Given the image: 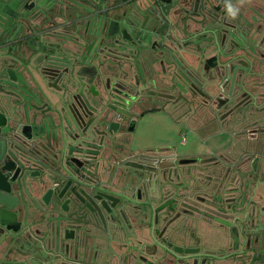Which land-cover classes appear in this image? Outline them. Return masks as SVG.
<instances>
[{
    "label": "flooded vegetation",
    "instance_id": "1",
    "mask_svg": "<svg viewBox=\"0 0 264 264\" xmlns=\"http://www.w3.org/2000/svg\"><path fill=\"white\" fill-rule=\"evenodd\" d=\"M75 1L81 3V0ZM241 1L99 0V5L103 7L101 9L103 18L98 16L93 18L88 33L78 35L80 31L77 33L76 28L81 22L73 19L77 13L82 12L81 7L67 9L69 20H73L72 23L69 22L72 25L67 26V21L63 20V8L73 5L67 1H65L66 6L57 3L50 8L52 3L47 0H0V33L3 35L5 32L0 38V58L5 59L7 63L0 68L2 76L0 78L14 84L16 99L23 101V110L24 107L26 108L22 113L29 114L27 118L24 114V121L29 120L32 115L30 110L28 112V104L32 97L39 102L46 101L42 93L38 92V87L28 82L30 78L23 68L24 62L28 63V59L36 56L37 51L43 49H46L45 52L53 51L60 59L59 68L41 69L37 80L45 92L50 88L83 91L82 103L85 106L83 111L86 115L85 121L90 122L87 130L92 143L87 147L80 142L73 145L71 139L68 144L73 146L72 148L70 146L71 154L69 147L57 151L64 167L75 175L77 184L69 185L70 177L67 183L51 186L53 185L51 180L45 179L43 205L39 202L35 203L32 199V180L37 183L42 180L38 178L40 173L38 168L31 171L34 172V179L27 178L23 173L17 176L18 165L13 163L10 164L14 168L12 172L6 171L5 174L0 172V179L5 181L3 186L8 190L21 189L23 203L27 207L30 205L29 209H25V223L21 221L17 225L11 221L8 227L0 217V264H264V221L259 217L256 220V213L246 208L248 204L254 206L257 200L264 199L263 178L257 180L260 181L258 186V182L254 184L252 180L238 182L239 185L234 183L236 187L234 186L233 190H237L238 193L232 198L226 210L220 193L214 198L205 196L208 192L207 187H204L203 177L208 175L206 172L210 167L213 169L222 167L225 172L224 178L231 169L233 173L230 179L237 178V175L240 177L242 166L229 160V151H225L226 153L220 154L219 158L214 160H206L199 155H189L163 161L162 157L134 156L125 147V139L137 130L141 118L148 113L158 111V108L141 110L142 105L148 102L150 104L152 101H163L168 105L171 102L178 103L180 99L192 100L196 103L197 110L201 106L212 105L216 113L219 110L223 111L220 115L216 114L218 121L225 120L240 109L251 112L252 117L258 115L256 109L251 106L255 94L250 95L249 90L244 91L242 94L246 95L232 104V98L225 97L222 91H218L216 97H213L209 91L211 85L205 84L201 87L192 80L186 86L184 78L191 79L182 75V68L178 67L177 63L173 70L168 69V65L163 63L161 74L164 75L156 78L143 76L141 70L140 57L154 53L156 45L166 41L169 47L180 44L184 49H189L196 45L195 36L200 30L199 34L202 37L197 36L198 39H204V43L212 42L210 44H214V47L216 42L218 45L216 49L214 48L215 56L211 57L206 65L218 62L221 55L234 54L237 63L233 65L225 61L226 66L246 72H249L250 68L252 73L250 72L249 75L256 73L263 76L264 73H259L256 67L254 68V59L258 58L257 47L256 50L253 47L256 44L252 45L254 38L248 39L249 46L246 48L245 45L239 44L242 35L235 33L239 29L248 33L255 30V28L247 29L245 24L247 18L241 17L243 10ZM250 5L251 10L255 11L258 4L252 0ZM229 6L238 10L235 18L229 13ZM260 6L264 7V5ZM128 9L134 12L131 20L122 17ZM114 12L121 19L111 20L110 17L116 18ZM227 17L233 18V21H228ZM261 17L264 20V14ZM255 20L254 17L253 22ZM163 21L167 24H163ZM162 25L167 33L166 38L156 34L155 28ZM229 26L230 33L234 32L235 36L228 43L229 45L225 46V38L228 35L226 31ZM106 28H110L111 31L118 30L117 37L112 38L111 42L112 51L124 60L120 72L129 75L131 71L128 68L131 66L136 68L135 77L129 81L128 89L116 91L114 89L118 85H124L122 82L126 81L117 80L120 73L118 76L112 73L116 69L115 55L103 54L100 60L102 63L98 62L97 52L105 41ZM234 28L235 31L232 30ZM214 30L217 31V40ZM70 39L75 42L69 41ZM144 41L148 44L145 49L142 48ZM114 42L116 43L113 45ZM59 45L64 49L55 51L53 48ZM232 47L233 50L229 52ZM38 54L43 53L38 52ZM155 55L158 60H165L163 54L158 55L156 52ZM175 62L180 64L179 56ZM217 76H221V73L219 75L210 73L204 79L210 82ZM79 78H83L86 84L84 85V80L79 81ZM26 82L30 83L31 88L25 85ZM227 106L228 108L225 109ZM3 122L4 117L0 115V124ZM256 123L258 125V120ZM41 124L43 125L42 122ZM257 125L248 130L254 132L251 134L253 138H258L260 134L264 135L263 125L259 127ZM28 134H31L29 130L25 133L24 140L20 139L23 145L29 144ZM66 138L70 139L67 133ZM1 142L2 140L0 146ZM2 155L0 151V159ZM259 159L260 157L255 155L252 163L253 171H251L253 175L257 173ZM205 162L213 166L204 165ZM114 169L118 171L120 169V173L116 172L114 176ZM127 170L131 171L127 182L123 184ZM137 173L152 175L150 179L140 181L145 183V194L143 189L138 187L137 194L134 193L132 196L133 200L123 198L122 196L128 195L126 188L132 187L131 184ZM194 174L201 176L196 175L193 178ZM190 175L191 182L183 181L184 176ZM10 178H13L12 183L9 182ZM167 179H171V182L166 183L167 186L169 185L168 188L162 187V182L165 183ZM193 179L197 183L195 188H193L195 185ZM170 187L171 195L166 197ZM189 190L190 193H186ZM108 195H113L115 199H107ZM122 198L125 200L123 201ZM101 200L108 201L107 208L98 207ZM188 200H192L193 205L196 203V207L204 204V201L209 200V204L212 200L217 201L215 206L212 205L216 211H209L210 207L207 206L204 213L197 207L198 213H195L203 215L197 218L189 211ZM140 201L150 204V206L146 204L147 208H151L150 216L153 222V237L150 239H146V235L139 232L142 228L140 224L136 227L130 224L131 219L128 223L125 219L120 220L121 216L127 214L132 218L127 203H132L135 207ZM137 218L139 222H145L148 220V214L146 211H141ZM181 224L183 229L178 227ZM112 226L118 227L123 232L118 234L113 232ZM129 230H132V234L128 232ZM160 249L162 253L156 258ZM132 250L136 251V256L130 254ZM137 256L141 261L136 260Z\"/></svg>",
    "mask_w": 264,
    "mask_h": 264
},
{
    "label": "rangeland",
    "instance_id": "2",
    "mask_svg": "<svg viewBox=\"0 0 264 264\" xmlns=\"http://www.w3.org/2000/svg\"><path fill=\"white\" fill-rule=\"evenodd\" d=\"M255 2L259 6L257 5L255 8V11H252L253 9L251 10V5H250L252 3V0H242L241 1V6L243 7L241 17L247 18V21L245 23L247 25V29L255 28L253 32L248 33L250 38L253 37L255 39L256 46H253V47L255 50L257 47V50H258V51L256 50V52L258 53V56H257L258 58L254 59V63H255L254 68L257 66V70L260 69V71L264 73V61L259 60L261 58L260 55L264 54L263 53L264 52L263 51L264 49V20L261 17V15L264 14V7L260 6V5H264V0H255ZM254 17L256 20L253 22ZM227 20L233 21V18L227 17ZM251 23L252 25H250ZM227 28L228 30H230V26ZM215 45H216L215 46V49H216L218 47L217 42L215 43ZM210 47L214 48L213 45H211ZM154 49H155V52L150 53L149 58H147V60L150 59L149 62L152 65H154L155 63L156 52L158 55L159 54L162 55L161 53L162 49H160L159 45H156ZM232 50H233V47L229 52H231ZM167 62H169V57L167 58L165 63ZM170 63H171V60H170ZM229 63L234 65V63H237V61L234 58ZM167 65L169 66V64ZM123 66L124 64L122 65L121 71L123 69ZM225 68L227 69L226 65H225ZM135 69H136L135 67L133 68V66H131L130 67L131 72L129 75H124L118 69L113 71L112 72L113 75H115L114 74L115 72H117L118 75L120 73V75L117 77V80L119 79L126 80L125 82H122V84L124 83V85H121V86L118 84H114V85H118L117 87L119 89H128L130 85L129 81L133 79V77H135L134 76L136 73ZM241 76L242 75H240L239 80L241 79ZM221 78L222 76L221 77L218 76L212 79L213 81L210 80V82L204 79L206 85H209V86L211 85L209 91H210V94L213 95V97L214 96L216 97V93L218 91L223 90V87L221 86L222 85L221 83H223V80ZM250 78H251V81H253L254 87L255 85H257L258 87L256 86L253 90H250L251 87H248V89L250 90L249 93H252L257 88L260 89L259 91H256L253 97V103L251 104V106H253L256 109V114H258L256 117H252L251 112H248V111L246 112L243 109H240L232 113L231 115H229L225 120L218 121L216 114L218 113L220 115L223 111L219 110L216 113L215 112L216 110H213L212 105L205 106V107L201 106L197 110L196 103H193L192 100L189 101L186 99H180V102L178 103L171 102L168 105H165L163 101L161 102L152 101L150 102V104L148 102L142 105L141 110L146 111V110H149L150 108H158V111L148 113L143 118H141V120L139 121L137 130L134 133H130L131 135L127 139H125V144H126L125 147L127 148V151L134 156H145L149 158L163 157L162 158L163 161H168L169 159L180 158V157L189 156V155H199V156H203V158L206 160H214L216 158H219L220 154H224L226 153L225 151H229L230 153L229 160L231 162L233 161L237 162V165L238 163H240L239 165L242 166V170H240L241 171L240 177L239 175H237V178L230 179L233 173L231 169V171L228 174H226V178H224L225 172L223 171L224 169L222 167L218 169H213L212 167L208 168L206 172V174L208 175L203 177L205 180L204 187L205 188L207 187L206 189L208 192L207 194H205V196L214 198L216 194L220 193L222 195V199H223L224 205L226 206V210H227L228 206H230V201H232L233 200L232 198L235 196V194L237 195L238 193L237 190L236 191L233 190V187L235 185H239L238 182L244 183L245 181L252 180V182H254L255 184V182L258 179H261V178L264 179V135L260 134L258 138H253V135L251 134L254 132L248 131L249 129L256 127L257 125L256 120H258L257 127L262 126V125L264 127V86H263L264 85V75L257 76V77H255L254 75L253 78L252 77ZM242 83L241 85H238V82H237V85L235 86L233 93L237 95L235 96L234 99H232V104L237 102L241 97L243 98L246 95V94L243 95L242 94L243 91H240V89L244 88ZM228 106L225 109H227ZM247 118H250V120H248ZM248 122H252L253 124H249ZM255 155H258L260 159H259V162H257L258 163L257 173L253 175L251 171H253L252 163L255 160ZM234 156L236 157L234 158ZM240 156L242 157L239 158ZM230 157H233V158H230ZM203 164L207 166H213V164L211 163L205 162ZM219 164L221 165V162ZM130 171L131 170H127L125 181L123 184L127 182ZM196 175L198 174H194V176L192 177L195 178ZM151 176L152 175L149 173H145L143 175H140L139 173H137L131 184L132 187L126 188L128 195L122 196V197L123 198L125 197V199L133 200L132 196L134 195V193L137 194L136 190L138 189V187H141L143 189V193L145 194L144 192L146 188L144 185L145 183L143 181L141 183L140 181L145 180V179H150ZM198 176L200 177L201 174H199ZM183 181L191 182V175L184 176ZM167 182H171V179H167L165 183L163 181L162 187L168 188L169 185L168 186L166 185ZM192 182L193 184H195L193 187L195 188V186H197L195 179H193ZM257 182H258L257 183V186H258L260 181H257ZM224 183H226V186H224ZM234 183H237V184L234 185ZM186 185L187 184H185V186ZM223 186L225 187V189ZM218 187L220 189H217ZM201 188L202 186L199 188V191ZM171 189L172 188L170 187L169 190L167 191L166 197L171 195L170 193ZM186 193L189 194L190 190ZM258 195H261V194H258ZM262 195H263L262 197H264V193ZM123 198L122 200L124 201L125 199ZM216 202L217 201L213 202L212 200L211 203L209 204V200L204 201V204L198 205L197 207L201 208L203 210L202 212L204 213H206V211L204 210H206L207 206L210 207L209 211H212V210L216 211V209L212 206ZM191 203H193V201L188 200L187 205L190 209L189 211L192 214H195L197 218H200L201 216H203L201 214H200L201 216L197 214L198 208L195 206L196 203L194 205ZM127 204L131 207V208L130 207H127V208L132 218H130V216L127 214L126 216H121L120 220L122 221L123 219H125L126 223H128V221H130L131 219L130 224L136 227H138V225L140 224L142 228H140L139 232L144 233L146 235V239H150V237L152 238L153 237L152 236L153 222L150 216L151 208L150 207L147 208V205L150 206V204H148L146 201L145 202L140 201L135 206V207H138V210L133 208L134 206H132L133 205L132 203H127ZM144 208H146V210ZM246 208L249 209V211L251 210V212L256 213V218H255L256 220H258V217H259L264 221V199L257 200L254 206L248 204ZM141 211H146L148 214V220H146L145 222L138 221L137 217L139 216ZM181 223L183 224V221H181ZM182 224L179 225L178 227L179 228L181 227L183 229ZM111 228L113 232L117 234L123 232V230L119 229L116 226H112ZM104 230L106 229L104 228ZM131 231L132 230H129L128 232L132 234ZM160 253H162L161 249L156 255V258L159 256ZM130 254H134L136 256V251L132 250V253L130 252ZM151 257L154 258L155 256H151ZM136 260L141 261L139 256L136 257ZM132 263H133V260H132Z\"/></svg>",
    "mask_w": 264,
    "mask_h": 264
},
{
    "label": "water",
    "instance_id": "3",
    "mask_svg": "<svg viewBox=\"0 0 264 264\" xmlns=\"http://www.w3.org/2000/svg\"><path fill=\"white\" fill-rule=\"evenodd\" d=\"M47 1H50V3H52V6H50V8L56 6L57 3L62 4V6H66L67 3L65 1L73 4L72 6H66L63 8V20L65 22L67 21V26L72 25L69 24V22L72 23L73 20L80 21L81 24L76 28L77 33L78 31H80L78 35L81 33H88V28L93 22V18L97 16L99 18H103L101 14V9H103V7L99 5V0H81V3L80 1L75 0H56L55 2L54 0ZM39 6H41V4H39ZM75 7H81L82 12L77 13L75 19L69 20V16H67V9H72ZM114 13L116 18L109 16L111 20L112 18L114 20L121 19V17H119L116 12ZM133 13V11L128 9L125 14L122 15V17H126L127 19L131 20V15ZM163 24H167V22L163 21ZM152 30H154V28H152ZM155 30L157 31V35L163 38L167 37V33L165 32L163 25L155 28ZM105 31V41L99 47V50L97 52L99 59L98 62L100 64L102 63L100 60L103 54H113L116 57L114 63V66L116 68L115 70L118 69L119 71H121L124 60H122L121 57L116 56V52L112 51L113 48L111 42L112 38L115 39L117 37L118 30L116 29V31H111L110 28H106ZM228 32H230V30L226 31L227 34ZM3 33L5 34V32ZM3 35H1L0 33V38H2ZM69 41L75 42L73 39H70ZM115 43L116 42H114L113 45ZM166 44V41L162 42V44H158L160 49H162L161 53L163 54V57H165V55H170L171 49ZM115 47L116 46H114V48ZM146 47H148V44L144 41V43L142 44V48L145 49ZM65 48L67 49L66 46ZM53 49L57 51L64 48L59 45L58 47H55ZM45 50L46 49L37 51V53H35L36 56H32L30 59H28V63L24 62L23 68L28 72L30 78L28 82L35 84L38 87V92H41L43 98L46 99V101L44 102H39L37 99H35V97H32L30 99L28 104V112L30 110L32 115L30 116L29 120L27 119L26 122L24 121V114L26 118L29 116V114L22 113L23 111H26V108L24 107L23 110V101L16 99L17 96L16 91L14 90V84L12 82H9V80H3L0 78V115H3L4 117V122L0 124V140H2L0 151H2L3 153L0 159V172L2 174H5L6 171L8 173L12 172L14 168L11 167L10 164L13 163L14 165H18L17 176H20V173H23L27 176V178L34 179L33 177L35 176L34 174L32 175L31 171L32 169L34 170L38 168L40 172L38 178L42 179L39 183L44 184L46 182L45 179H49L53 183V185L51 186H55L62 183L64 184L65 182L67 183V180L70 177V183H72V181H75V175L71 174L70 171H67V169L64 167L62 158L59 159L57 151L61 148H64V150H66L69 147V154H71V148L73 146L70 145V148V146L68 145L71 142V139L73 145L77 144V142H80L83 143L82 145L84 147H87L92 143L90 141V133L87 130V125L90 122L87 123L85 121L86 115L83 111V108L85 107L82 103V99L84 97L83 91H73L69 90V88H66L64 90L55 88V90H52L50 88L45 92L41 88L39 81L37 80L39 71H41V69L45 70V68L47 67L58 69V63L60 61L58 55L53 53V51L45 52ZM38 52H41L43 54H38ZM14 59L17 58L14 57ZM121 60L122 62H120ZM17 61L21 62L18 59ZM5 64H7L6 60L0 58V68ZM115 74V76H118L117 72H115ZM0 77H2L1 74ZM81 80L83 81L84 79L79 78V81ZM30 83L26 82L25 85L28 87L30 86L31 88ZM85 84L86 82L84 80V85ZM114 89L116 91L119 88L117 87ZM24 92L27 93L25 90ZM116 98L119 99L118 97ZM41 122L43 123V125L41 124ZM28 128L32 130L31 134H28L29 144L23 145L22 140H24V135L25 133H27ZM66 133L70 136V139L66 138ZM31 165L35 166L32 167ZM4 182L5 181L1 178L0 192L2 190L8 192V188L3 187ZM9 182L12 183L13 178H10ZM4 197L6 198V195ZM106 198L110 200L115 199L113 195H108V197ZM107 202L108 201L106 200L99 201L98 207L107 208ZM113 206H115L114 203ZM1 217L4 224H7L9 227L12 221V218H10L11 216L3 211L1 213Z\"/></svg>",
    "mask_w": 264,
    "mask_h": 264
},
{
    "label": "crops",
    "instance_id": "4",
    "mask_svg": "<svg viewBox=\"0 0 264 264\" xmlns=\"http://www.w3.org/2000/svg\"><path fill=\"white\" fill-rule=\"evenodd\" d=\"M142 3H143V1H142ZM232 30L235 31V28ZM197 32H198V34L195 36V38H197V39L194 40L196 45L191 46V48H189V49H184L183 45L180 46V44L175 45V47L170 46L169 47L171 49L170 55H165V57L167 56L165 60L164 59L158 60V58H156V55H155L154 65H152L149 62L150 59L147 60V58H149V54H146L145 56H141L140 62H141V66H142L141 70H142L143 76H145L147 78H149V77H153V78L155 77L156 78V76L161 77V75H164V74H161L163 63L165 65L169 64L168 69H172V70L175 66L178 65V67L182 68V75L189 77L191 79V80H188L187 78H184L186 80V82L188 81V83L184 82V84L186 86L188 84H190L191 81L193 80V81H196L197 84H200L201 87H203V85H205L204 78H207V76L210 75V73H213L216 75H219L221 73V76H222L221 79L223 80V83H221L222 84L221 86L223 87V90L221 93H223V95H225V97H228V98L231 97L232 99H234L235 96L237 95V94L233 93L235 86L237 85V82H238V85H241V83L243 81L242 85L244 88L240 89V91H243V92L246 90H249L248 87H251L250 90H253L257 86V85H255V87H254L253 81H251L250 77L253 78L254 75H255V77H257V76H259V74L255 73L254 75H249L250 72L252 73L250 68H249V72L248 71L246 72V70H243V72H242V70H240L238 68L234 70V69H231L229 66H227V70H226L224 63H225V61H228V63H229L232 59H234V57H233L234 54H230V55H226V56L221 55V59H219L218 62L215 61V63L213 65H206L208 63V60L211 57L215 56V51H214L215 47L214 48L210 47L211 45H214V44H210L212 42H209V43L205 42L204 43V39H202V38L198 39V37H202V36H200L201 34H199L200 30H198ZM213 33L215 34V40H217V37H218L217 31L214 30ZM235 33H236V35H238V33L242 35L241 36L242 39L238 37L240 39L241 43H239V42H237V43L245 45V47L247 48L248 43H249L248 39L250 38L248 35V31H244L243 29H239V31L235 32ZM235 33L234 32L228 33L227 38H225V41H226L225 46L229 45L228 43L234 38ZM230 34H232V36ZM251 38H253V37H251ZM235 40H237V38ZM252 42H253L252 45L256 44L255 39H253ZM195 47H197V48H195ZM178 56H179L180 64L178 62H175V60L177 61ZM168 57H169V62L165 63V61L167 60ZM260 57L261 58L259 60L264 61V56H260ZM170 60H171V63H170ZM158 61H160V63ZM220 61L223 64L222 63L220 64L219 63ZM176 63H177V65H176ZM159 65H160V67H159ZM152 68H153V70H152ZM128 70H130V68H128ZM256 71L259 73L261 72L260 69L257 70V66H256ZM175 72H177V71H175ZM240 75H242V76H241V79L239 80ZM259 90L260 89L257 88L252 93L255 94L256 91H259ZM250 95H251V93H250ZM27 130H29L30 133L32 132V130L30 128H28ZM116 172L120 173V169H119V171H118V169H115L113 175L116 174ZM35 173H39V172L35 171ZM32 174H34V172ZM104 178H106V177H104ZM32 182H33V186L31 187L33 189L32 199H34L35 203L39 202L43 205V203H44L43 200L45 199V194H44L45 190L43 189L44 186L41 183H37L35 180H32ZM72 182H74V183H71V185L77 184V182H75V181H72ZM69 185H70V182H69ZM20 190L21 189H9L8 192H5L3 190L1 191L2 193L0 192V194H1L0 195V217H1V213L4 211L6 214L11 216L10 218H12V221L14 223H16L17 225L21 221H24V223H25V220H26L25 209L30 207V205L27 207V205H25V203H23V201H22L23 197H21V195H20ZM5 195H6V198L4 197ZM134 208L137 209L136 207H134ZM31 212H32V210H31ZM35 214H36V212L34 213V215Z\"/></svg>",
    "mask_w": 264,
    "mask_h": 264
},
{
    "label": "clouds",
    "instance_id": "5",
    "mask_svg": "<svg viewBox=\"0 0 264 264\" xmlns=\"http://www.w3.org/2000/svg\"><path fill=\"white\" fill-rule=\"evenodd\" d=\"M237 11H238V10L233 9L231 6H229V13H230V15H231L233 18L236 17V15H237Z\"/></svg>",
    "mask_w": 264,
    "mask_h": 264
}]
</instances>
